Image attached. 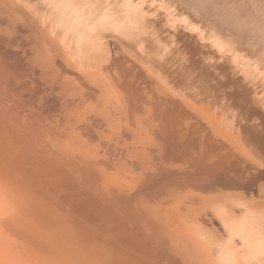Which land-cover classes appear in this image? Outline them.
Here are the masks:
<instances>
[{
  "label": "bare ground",
  "instance_id": "obj_1",
  "mask_svg": "<svg viewBox=\"0 0 264 264\" xmlns=\"http://www.w3.org/2000/svg\"><path fill=\"white\" fill-rule=\"evenodd\" d=\"M219 1L228 4L231 9H238L243 4L254 6L252 0L244 1L246 3H241L242 5H239L240 0H0V23L9 24L13 31L18 30V26L19 30H26L30 40H27V36L22 37L23 43L26 39L34 45L33 53L38 60L45 61L47 66L51 64L53 68L56 67L55 71L57 69L62 75L69 71L72 77L71 80H65V83L69 84L66 88L59 87L60 83H64L48 71L55 82L47 81L50 83L49 92L47 83L48 86L43 87L44 92L41 91L47 98V93L53 96L58 91L54 89L62 88V92L58 93V98L61 99L62 96L61 101L56 98L58 94L54 97L60 101V106H55L58 101L53 100L55 103H51L42 97L43 101L51 104L46 106L45 113H39L40 108L37 109L38 113L32 115L33 122L27 126V130L23 127L24 131L19 132L16 127L17 132L0 122V166L7 169L3 179L8 190L7 195L10 197L8 199L4 195L0 184V264H21L22 260L25 261L21 252H25L23 250L26 248L19 250L13 245V240L20 233L25 234L22 228L26 225L21 222L24 219L17 216L7 217L18 197H22V206L30 217L25 220L32 217L37 221L35 225L31 219V224L33 222V225L39 226L37 222L40 220L48 227L43 226L48 231L40 237L41 244L46 248L45 254L38 259L36 256L33 263L27 261L29 264H93L89 262L95 260L91 256L95 258L94 252H99L104 243L107 244V249L103 247L100 251L101 263L104 256L108 264H168L166 256L170 254L165 256V253L162 254L159 250L157 253L152 251L155 254H152V258H136L140 241L143 239L138 237V230L132 229L138 226L140 218L144 220L143 215L148 212L150 214V209L142 205L140 199L143 200L153 192L158 193L160 189L162 192L165 189L166 194L168 186L180 185L177 182L184 177H187L189 182L199 181V186L204 183L205 186L202 187L216 188L215 190L219 187H231V190H234L233 186L248 183L246 179L249 178V173H259L260 177L264 174V35L255 33L250 21L242 15L237 18L225 16V19L223 16L221 19L219 8L222 5ZM258 1L260 6L261 1ZM201 7L216 12L214 17L219 21L214 17L210 18L213 14H206L207 9L203 8V12ZM225 24L228 25L227 28ZM21 33L23 34V30ZM26 33L24 31V35ZM9 37L12 36L7 38ZM17 41L22 43L18 39ZM28 44L27 46H30ZM30 61L33 63V58ZM34 64H37L36 61ZM26 65L28 66L27 63ZM38 66L40 67V64ZM48 76L45 79H50ZM56 79L60 82H57L58 85ZM54 83L56 88L51 87ZM33 89L35 90V87ZM52 89L55 94H51L54 93ZM76 94L85 96V100L92 97L93 101L88 103L94 106L88 113L93 114L85 113L87 100H82V97H79V100ZM39 104L41 102L37 105ZM29 108V114L31 110L37 112L34 108ZM57 112L59 117L62 116V121ZM149 114L152 117L148 118ZM122 117L125 120L124 125ZM92 118L98 124L91 122ZM24 120L28 122L25 118ZM25 123H22V126ZM138 123H144L143 126L146 124L141 130L147 128V123H150V129L148 130V127L144 130L147 134L150 132L152 141H163L164 146L166 145V152L163 153L167 157L178 161L184 156L186 162L190 160V167L179 173L177 168L176 172H170V168L165 166L166 169L162 168L156 176H153L149 169L151 172L144 173H151L154 178L144 181L143 176L144 183H137L141 181L143 171L136 172V169L132 176L136 174L137 177L132 179V176L130 179L126 178V174H119V177L114 175L116 172L112 174V168H117L118 164L119 167L128 169V172L133 169L127 168V162L120 163L123 159L120 154L124 149H121L122 152L119 149V153L115 148L119 147V142H122L121 145L125 148L128 142L133 146V138L143 134L141 130L139 135L134 131L135 124ZM137 137L135 140L142 139ZM111 138L118 140V143L114 144L115 148L111 145L113 150L105 145L104 148L99 140L88 148L89 139L95 142L96 139L109 141ZM151 144L153 145V142ZM151 144L147 147L151 148ZM143 146L142 144L141 147ZM144 147L146 151L147 147ZM135 150L136 148L126 152L125 158L128 161L131 162L142 149ZM194 151H199L200 155H196ZM156 152L157 155L160 153ZM94 153L96 156L100 154V160H97ZM186 156L190 158L187 159ZM125 158L123 161H126ZM182 168L178 170L182 171ZM135 178H140V181ZM178 187L173 188L180 190ZM183 187L180 185L181 190ZM208 191L206 193L209 194ZM213 192L215 193H211ZM168 193L167 195L172 192ZM192 195L198 200L199 196L197 198L194 193ZM192 195L187 194L189 197ZM221 197L213 198L206 204L210 215L207 214L210 212H205L209 216L208 219L212 215L211 218L220 228L222 235L210 231L211 225L209 230L205 224L202 225L198 221L195 208L187 209L188 214L179 218L180 224L175 223L180 225L177 227V234H180H175L180 235L179 238L184 242L183 246L179 247L183 249L179 251L186 253V260L192 262V259H195L193 261L198 260L201 264H264V199ZM195 203L191 205L194 206ZM153 204L157 206L154 202ZM154 208L156 210V207ZM159 209L157 208L159 212L165 211L164 208ZM174 212L180 211L175 209ZM157 220L160 221L157 225L154 223L155 225L148 227L154 234L159 232L161 227L165 232L164 224H160L161 219H156V222ZM27 223L25 221L24 224ZM167 226L168 223L165 227ZM35 230L37 229L33 231ZM9 231H12L15 237L10 235ZM181 241L179 239V242ZM165 246L169 247L168 244ZM31 251L27 258L34 259L32 257L36 252L32 249Z\"/></svg>",
  "mask_w": 264,
  "mask_h": 264
},
{
  "label": "rangeland",
  "instance_id": "obj_2",
  "mask_svg": "<svg viewBox=\"0 0 264 264\" xmlns=\"http://www.w3.org/2000/svg\"><path fill=\"white\" fill-rule=\"evenodd\" d=\"M235 1V0H234ZM239 1V0H238ZM244 1H246V0H242V2H241V0H240V2H239V5L241 4V3H246V2H248V1H246V2H244ZM261 1V3H260V6H259V1L258 0H252V2H253V5L254 6H248V4H241L242 6H239L240 8H238V9H231L230 7H229V5L228 4H222V3H224V2H220V5H222L221 6V8H219V10H221V13H222V16L221 15H219L220 16V18L222 19V17L224 16V19H225V16L226 17H228V16H234V17H239L240 15H242V17H245L246 19H248L249 21H250V25L251 26H253L254 27V30H255V33H262L263 35H264V0H260ZM258 5H257V4ZM236 4V3H235ZM237 5V4H236ZM255 6H256V8H255ZM259 6V7H258ZM202 8V11L203 12H205V10L207 9L206 7V9L204 8V7H201ZM205 10H204V9ZM210 8H212V7H210ZM245 8V9H244ZM251 8H255V10H253V9H251ZM260 8H262V9H260ZM209 9V8H208ZM208 9L206 10V14H213L212 15V17H210V18H213L217 13L216 12H212V9L210 10L209 9V11H211V12H209L208 11ZM224 9H225V11H224ZM228 9V10H227ZM215 10V9H214ZM233 10H234V12H233ZM241 10V11H240ZM253 10V11H252ZM258 10H260L259 12H258ZM216 11V10H215ZM246 11V12H245ZM202 12V13H203ZM243 12V13H242ZM205 13H203L204 15H206ZM224 14V15H223ZM208 17H209V15H207ZM218 16V17H219ZM217 17V16H216ZM250 17V18H249ZM214 19L216 20H218L219 21V19L218 18H215L214 17ZM223 19V20H224ZM227 19V18H226ZM256 21V22H255ZM223 22V21H222ZM255 22V23H254ZM2 23V22H1ZM0 23V24H1ZM225 23H227V21L225 20ZM229 23V22H228ZM258 23V24H257ZM2 24L4 25V26H2ZM1 24V26H0V122L1 123H4V124H6L8 127L10 126V128L11 129H13L14 131H17L18 129H19V132H21V131H24V128H25V130H27V126L30 124V123H32L33 122V119H32V117L36 114V113H38V108H40L39 109V113L42 111V113H45V111L47 110L46 108L47 107H49V105L51 104V103H55L54 101H58L60 98H58V97H60V93H59V91L60 92H62V88H59V87H65V86H67V84L68 83H65V80L67 81V80H71L72 79V77H70L71 76V73L69 72V71H67L66 72V75L65 74H61L57 69H56V71H55V68L56 67H54L53 68V66L51 65H46V63H44L45 61H43L42 62V60H38V58L35 56V54L33 53V48H34V45L32 46L31 45V43H30V41L28 42L27 40L29 39L30 40V37L28 38V35H27V33H26V30H24L23 28H20V30L22 29L23 30V34L21 33L22 32V30L20 31L19 30V28L18 27H20V26H18V27H16L18 30H16L15 28H13L14 30H16V31H13L12 30V26H10L9 24H4V23H2ZM5 25H8V26H5ZM226 25V24H225ZM260 25V26H259ZM10 27V28H9ZM15 27V26H14ZM226 28L228 27V25H226L225 26ZM261 27V28H260ZM258 29V30H257ZM11 30L15 33H13V32H11ZM244 30H246V28H244ZM9 31V32H8ZM18 31V32H17ZM24 31H25V35H24ZM5 32V35L3 36V33ZM9 35H8V34ZM12 33V34H11ZM17 33H19V34H17ZM6 35H7V37L8 36H12L13 38H14V36H15V38H17L19 41L20 40H22V37H26L27 38V40L25 39L24 40V43H29L30 44V46H27V44H24L23 43V40L22 41H20V42H22V43H19L18 41H17V39H13L12 37L10 38H7L6 37ZM14 35V36H13ZM20 38H19V37ZM4 37H6V38H4ZM23 38V39H24ZM3 39H5V41H7V39H8V41L7 42H4V40ZM10 39H12V40H10ZM16 40V41H15ZM10 41V42H9ZM12 41L14 42V43H12ZM26 41V42H25ZM2 42V43H1ZM16 43V44H15ZM10 44H12V45H10ZM13 44H15V45H13ZM18 44V45H17ZM20 44H21V46H20ZM28 44V45H29ZM25 45V46H24ZM12 46V47H11ZM13 46H14V48H13ZM19 46L21 47V48H19ZM23 46V47H22ZM8 47H10V49L8 48ZM29 48V49H28ZM31 49V50H30ZM16 50V51H15ZM29 50V51H28ZM22 51V52H21ZM23 52H24V54H23ZM29 52V53H28ZM32 53V54H31ZM31 54V56L33 55V63H32V61H30V60H32V58H31V56H29ZM29 61V62H28ZM36 61V63L37 64H34V62ZM26 63L28 64V66L26 65ZM29 63L30 64H32V65H29ZM42 63H44V64H42ZM33 64H34V66H33ZM40 64V67L38 66ZM37 65V66H36ZM55 65V64H54ZM33 66V67H32ZM42 66V67H41ZM45 66V67H44ZM26 67H27V69H26ZM35 67H36V69H35ZM52 68V69H49V68ZM41 68V69H40ZM44 68H46L47 69V71H46V69H44ZM32 69V70H31ZM24 70H26V71H24ZM39 70V71H38ZM45 70V71H44ZM51 70H53V72L51 71ZM27 71H28V73H29V75H28V73H27ZM30 71V72H29ZM35 72V74H34V72ZM48 71H49V73L50 74H55L54 76H56V77H58L57 79L58 80H60V82H63L64 84H62V83H60L57 79V81H56V85H58L59 83V87L58 88H56L57 86L55 85V83H54V85L53 86H51L52 88L54 87V88H56V89H54V90H57L58 89V91H56V92H54V90L52 89L51 91L52 92H54V93H51V91H50V93L51 94H55V95H50V94H46L47 95V98H46V96H45V93H43L44 92V88L43 87H47L48 85H49V87H47L48 89H47V91L49 92V88H50V81H53V82H55V80H52V75L50 76V74L48 73ZM33 72V73H32ZM40 72L42 73V74H40ZM47 73V75H49L48 77H50V79H45V78H47L46 76V74L45 73ZM26 73H27V75H26ZM40 74V75H38V74ZM58 73H60V74H58ZM33 74V75H32ZM37 74V75H36ZM69 76H68V75ZM24 75V76H23ZM42 75H44V76H42ZM35 76V77H34ZM38 76V77H37ZM62 76V77H61ZM65 76L67 77V78H65ZM29 77V78H28ZM32 77V78H31ZM34 77V78H33ZM55 77V78H56ZM54 78V77H53ZM61 78V79H60ZM40 79H41V81H40ZM46 81H45V80ZM64 79V80H63ZM34 81V82H33ZM44 81V82H43ZM47 81H49V82H47ZM29 82V83H28ZM36 82V83H35ZM52 82V83H53ZM57 82H59V83H57ZM34 83V84H33ZM38 83V84H37ZM42 83V84H41ZM48 85H47V84ZM41 84V85H40ZM62 84V85H61ZM33 85V86H32ZM39 85V86H38ZM44 85V86H43ZM52 85V84H51ZM61 85V86H60ZM69 85V84H68ZM31 86V87H30ZM37 86H38V88H37ZM76 86V85H75ZM74 86V87H75ZM33 87H35V90L33 89ZM42 87V88H41ZM27 88V89H26ZM30 89V91H29V89ZM66 88V87H65ZM68 88V87H67ZM71 89V88H70ZM39 90V91H38ZM43 92H42V91ZM45 92H46V90H45ZM33 95H32V94ZM36 93V94H35ZM59 93V94H58ZM37 94H38V97L40 98H38L37 99ZM58 94V96H56ZM41 95V96H40ZM42 95H44V96H42ZM49 95H50V98H49ZM32 96H35V97H32ZM52 96V97H51ZM56 96V98L58 99H54V97ZM75 96H77L78 97V99H79V97H82V95L80 94V96H79V94H76ZM74 96V97H75ZM42 97H45V101H48V102H50L51 101V103L48 105L45 101H43L44 100V98H42ZM77 97H75L76 98V100H77ZM85 96H83L81 99L82 100H85V98H84ZM87 97H88V95H87ZM86 97V98H87ZM90 97V96H89ZM49 98V99H48ZM52 98V99H51ZM92 98V97H91ZM91 98L89 99H86L87 100V102H86V104L90 107H88L87 105L85 106L86 108H85V113H87V114H89V115H91V114H93V113H88V112H90L91 111V108H93V104H91V103H88V102H90V101H93V100H91ZM47 99V100H46ZM61 99H62V96H61ZM61 99H60V101H61ZM81 99H79V100H81ZM37 100L39 101L38 103H40L41 102V104H39V105H37L38 103H37ZM54 100V101H53ZM85 100V101H86ZM60 101H58L57 103H59V104H57V103H55L56 105V107L57 108H59V106H60ZM78 102H81V101H78ZM25 104V105H24ZM46 104V105H45ZM48 105V106H47ZM47 106V107H46ZM29 107H31L32 109L34 108L37 112H33V110H31L32 112H31V114H29L30 112V108ZM42 107V108H41ZM88 107V108H87ZM28 108H29V110H28ZM57 108H56V110H57ZM87 109V110H86ZM90 109V111H88ZM28 110V111H27ZM7 111V112H6ZM10 111H12L11 113H10ZM27 111V112H26ZM4 112H6V114H7V116L8 117H6V114H4ZM9 112V113H8ZM15 112H16V114L18 115H15ZM18 112V113H17ZM22 112V113H21ZM24 112H26V114L24 113ZM29 112V113H28ZM14 113V114H13ZM24 113V114H23ZM27 113H28V115H27ZM33 113V114H32ZM11 114V116H9ZM57 115H58V117H59V114H58V112L56 113ZM13 115V116H12ZM20 115V116H19ZM33 115V116H32ZM88 116V115H87ZM144 116H146V115H144ZM13 118V119H11V118ZM15 117V118H14ZM17 117V118H16ZM60 117H62V116H60ZM59 117V118H60ZM150 117H152L151 116V114H149L148 115V118H150ZM24 118L28 121V122H26L25 120H24ZM28 118V119H27ZM31 118V119H30ZM95 118V117H94ZM94 118H92L91 119V122H95L96 124H98V122H96L98 119L97 118H95L96 119V121H95V119ZM122 120V123H123V125H124V122H125V120H124V118L122 117L121 118ZM22 120H24V122H22ZM60 120L62 121V118H60ZM89 120H90V118H89ZM124 121V122H123ZM28 123V124H26V123ZM131 122V121H130ZM133 122V121H132ZM141 122H147L146 120H141ZM149 122V121H148ZM151 122V121H150ZM22 123L24 124L25 123V125H23L22 126ZM121 123V124H122ZM152 123V122H151ZM141 124H142V126H141ZM143 124L144 123H138V124H135V129H134V131L136 132L137 131V134L136 135H139L140 134V132L141 133H143L140 137L138 136H136L135 134V136L138 138V139H140V138H142V139H140L138 142L135 140V138L136 137H134L133 139L134 140H132V138L130 139V140H132L131 142L132 143H134L133 144V146L131 145V143H129L128 141V143H127V147L125 148L123 145H121L122 144V142H117L118 140H116L115 138H111V140H109V141H107L106 139H96L97 141H93V142H91V140L92 139H89L88 140V142H89V145H88V148L89 147H91L92 145L91 144H97L99 141L101 142V144H102V146L104 147V145L106 146V147H108L109 146V148H110V150L112 149L113 150V148H115L116 147V145H114L115 143H118V144H120V145H118L119 147H116L115 149H117V151H119V153H120V150L121 149H124L123 150V152L127 149V151H125L124 153L122 152V150H121V152L123 153V155H122V153L120 154L121 155V157L124 159L125 158V156H126V152H129V151H131V149H133L134 150V148H136V150L135 151H140L141 149V151H140V153H139V155H135V158L134 159H132L131 160V162L130 161H128V159L127 158H125V160L126 161H123V159L120 161V163H123V162H127V164H126V166H127V168L128 167H130V168H132L133 167V169L130 171L129 170V172L128 171H126V170H128V169H123V167L121 168V166L119 167V164L117 165L118 167L116 168V167H113L112 168V171H111V169H110V171H111V173L113 174V172H116V173H118V174H114V175H119L120 174V176H123V175H125L126 174V178H129V177H131L132 176V172L135 170L136 172H140V171H143V173L142 172H140V173H142L141 175H142V177L140 176V178H141V181H143V176H144V178H145V180L144 181H148V180H150V178L151 179H153L154 177H152V175L153 176H156L157 174H159L163 169L162 168H164V169H166L165 168V166L167 167V169H169L170 168V172L171 171H175V168H177L176 170L179 172V173H182V172H184V171H186V169L188 168V167H190V160H188V162H186L187 160L184 158V156L182 157V158H184V159H182V158H180V159H178V161L177 160H174V159H172V158H170L169 156L167 157L164 153L166 152V145L164 146V143H163V141H161V140H156V141H152V139L153 138H151V137H149V134H150V132L147 134V131L146 130H144V129H147L148 127V130L150 129V123H149V125H148V123H147V128L145 127L144 129H142L141 130V128L142 127H144V126H146V124L143 126ZM134 125V124H133ZM13 126V127H12ZM20 126V127H19ZM26 126V127H25ZM18 129H17V128ZM22 127V129L20 130V128ZM24 127V128H23ZM16 128V129H15ZM141 130V131H140ZM144 130V131H143ZM140 131V132H139ZM146 131V133L144 134V132ZM18 132V131H17ZM134 132V133H135ZM144 135H146V136H144ZM148 135V136H147ZM150 136H151V134H150ZM145 137V138H144ZM97 138V137H96ZM144 138V139H143ZM149 138H150V140H149ZM114 141H113V140ZM99 140V141H98ZM129 140V141H130ZM144 142H143V141ZM111 141H112V143H111ZM119 141H121V140H119ZM160 141V142H159ZM136 142V143H135ZM141 142H143V143H141ZM149 142H153V145L151 144V143H149ZM156 142H157V144H156ZM110 143V144H109ZM138 143V144H137ZM155 143V144H154ZM141 144V145H140ZM142 144L144 145V146H146L147 147V145H149L150 146V144H151V148L148 146L147 148L149 149H147L146 148V151H145V147L143 146V148L141 147L142 146ZM161 144V145H160ZM111 145H113V148H112V146ZM131 147H130V146ZM138 145V146H137ZM140 145V146H139ZM153 146V147H152ZM156 147V148H155ZM105 148V147H104ZM130 148V149H129ZM120 149V150H119ZM140 149V150H139ZM155 149V150H154ZM129 150V151H128ZM13 151V150H12ZM12 151H10V152H12ZM148 151V152H147ZM156 151H159L160 153L157 155V152ZM91 152V151H90ZM90 152L88 153L89 155H90ZM95 152V151H94ZM146 152V153H145ZM164 152V153H163ZM195 153H196V155L197 154H199V151L197 152V151H194ZM12 153H14L15 154V151H13ZM11 153V154H12ZM97 153V152H96ZM96 153H94V155L96 156ZM99 153H101V152H99ZM149 153V154H148ZM155 153V154H154ZM93 154H91V156H92ZM98 156L100 155V154H97ZM102 155V154H101ZM146 155H147V157H146ZM154 155H156L155 156V158L158 160V159H160V160H156L155 158H154ZM161 155V156H160ZM200 155V154H199ZM98 156H96V158H97V160H100V158L101 157H98ZM138 158H137V157ZM163 157V158H158V157ZM188 157L189 156H186V158L188 159ZM197 157V156H196ZM99 158V159H98ZM149 158V159H148ZM150 158H151V162H150ZM154 158V159H153ZM170 158V159H169ZM190 158V157H189ZM169 159V160H168ZM183 161H182V160ZM96 160V161H97ZM137 160H139V161H137ZM147 160H149V162L147 161ZM164 160H166V161H164ZM182 161V162H180V161ZM132 161H134L133 163H132ZM161 161H163V162H161ZM168 161H169V163H168ZM184 161H185V163H184ZM128 162H130V163H128ZM174 162H176V163H174ZM178 162V163H177ZM147 163V164H146ZM149 163V164H148ZM154 163V164H153ZM158 163H159V165H158ZM160 163H162V166H164V167H160ZM181 163V164H180ZM188 163V164H187ZM146 164V165H145ZM172 164V165H171ZM175 164V165H174ZM177 165V166H176ZM158 168H157V167ZM184 166H186V168L184 167ZM157 169H155V168ZM182 167H184V168H182ZM115 168H116V170H115ZM119 168V169H118ZM125 168V167H124ZM129 168V169H130ZM146 168H147V170H146ZM178 168H180V170H181V168H182V171H179L178 170ZM5 167H2V166H0V184H1V187H2V189H3V191H4V195L8 198V199H10V197L7 195V187L5 186V182H4V179L3 178H5V172H7V171H5ZM149 169H151V171H152V175H151V173L150 174H146V173H144V171L145 172H147V173H149V172H151ZM160 169V170H159ZM172 169V170H171ZM185 169V170H184ZM7 170V169H6ZM8 170H10V169H8ZM159 170V171H158ZM184 170V171H183ZM121 171V172H120ZM123 171L124 172H126V173H123ZM134 171V172H135ZM168 171V170H167ZM133 172V173H134ZM156 172V173H155ZM176 172V171H175ZM9 173V172H8ZM8 173H6V177H7V175H8ZM129 173V174H128ZM12 174V173H11ZM10 174V176H12ZM129 175V176H128ZM136 174H133V176L131 177V179L132 178H134V177H137V175L135 176ZM150 175V176H149ZM254 175H255V177H254ZM261 175V174H260ZM260 175H259V173H249V178L247 177V181H248V183H246V184H241V185H237V186H233L234 188V190H231V187H229L228 189H224V188H222V187H219V188H217V190H215V189H210L209 187V191H208V188H207V186L206 187H202L203 185H204V183H203V185H201L200 184V186H199V181L198 182H196V181H188V179H186L185 177L184 178H182L181 180H180V182H177V183H180V185L183 187L184 186V184H185V186L182 188L183 190H181V188H180V185H175V184H171L170 186H168V190H167V193H168V191H169V189H170V192H172V193H168L169 195H167V193L166 194H164L165 193V189L163 190V192L162 191H160V190H162V189H160L159 191H158V193L156 192V193H152L151 195H148V196H146V197H144L143 198V200H139V202L142 204V205H144V206H146L147 208H149L150 209V214H149V212L148 213H146V215H143L145 218H144V220H142L143 218H140L141 220L140 221H142L141 223H140V221L138 222L139 224H140V226H139V224H138V226H136L137 225V223L135 222L134 223V225L136 226H134L135 228H133L132 230H134V229H136V231L138 230V232L137 233H139L140 235H138V237L140 238V240L141 239H143V240H141L140 241V250H139V253H138V255L136 256V258H138L139 260L140 259H144V258H152V254H154L153 252H159L160 251V253H165V256L166 255H168L167 253H169L170 254V256H166L167 258H168V264H193V262L195 263V264H201V262L200 261H193V260H195V259H192V262L189 260H186L187 258H186V253L184 252L183 253V251H182V253H181V251H179V250H182L181 248H179V247H181L180 245H182L183 246V243L184 242H182L181 240H182V238L180 237L179 238V236H176V234H177V231L179 232V229H177V227H180V225L178 226V225H176L175 223H177L178 224V222H179V224H180V219L179 218H181L183 215H185V214H188V210L190 209V208H195V211H196V216H197V218H198V221L202 224V225H204L208 230L210 229V226L209 225H211V228L213 229H210V231H212V232H217L218 233V235H222V234H220V233H222V232H220L221 230H220V228L218 227V225L216 224V222L213 220V218H211L212 217V215H211V219H212V221L210 220V218L208 219V217L209 216H207L206 215V213L207 212H210V209L209 208H207V207H205V206H207L206 204L207 203H209L213 198H218L219 196H222L223 198H224V196L225 197H228V198H230V199H233V198H235L236 196H237V198L240 196V197H244V198H246V199H259V200H262V199H264L263 197H264V174L260 177ZM4 176V177H3ZM10 176H8V177H10ZM252 176V177H251ZM119 177V176H118ZM138 177H139V175H138ZM259 177V178H258ZM122 178V177H121ZM140 178H138V179H136V181L138 180V181H140ZM252 178H253V180H252ZM130 179V178H129ZM135 179H133L134 181H135ZM184 179H186V180H184ZM256 181H255V180ZM260 179V180H259ZM191 180V179H190ZM137 182V183H144V181L143 182ZM174 181V180H173ZM173 181H171V182H173ZM182 181H184L183 182V184H181L182 183ZM188 183H187V182ZM196 184H198V185H196ZM252 182H253V184H252ZM259 182V183H258ZM195 185H194V184ZM171 186H173V187H177V186H179L178 187V189H180V190H176L175 188H173V187H171ZM199 186V187H198ZM205 186V185H204ZM170 187V188H169ZM191 187V188H190ZM259 187V188H258ZM189 188V189H188ZM200 188H202L203 189V191L200 189ZM204 188H207V189H205L204 190ZM240 188V189H239ZM242 188V189H241ZM253 188H255L254 190H253ZM175 189V190H174ZM185 189V190H184ZM189 190V192H187V190ZM220 189V190H219ZM222 189V190H221ZM237 189V191H235ZM249 189H252V190H249ZM192 190V191H191ZM215 191V193H216V195H214L215 193L213 192V193H211L212 191ZM220 192H219V191ZM227 190H228V193H227ZM231 190V191H230ZM240 190V191H239ZM179 191H180V194H179ZM209 192V194L208 193H206V192ZM218 191V192H217ZM221 191H223L222 193H221ZM233 191V192H232ZM243 191V192H242ZM177 194H176V193ZM185 192H187V194L189 193L190 195H192V193H194L195 194V196H197V198H198V196H199V198H198V200L196 199H194V198H196V197H193L194 195H192V196H187V194H185ZM192 192V193H191ZM249 192H251V193H249ZM181 193H184V194H181ZM198 195H197V194ZM200 193V194H199ZM217 193H221V194H217ZM237 193V194H236ZM244 193V194H243ZM158 194H160L159 195V197H158ZM162 194H163V196H162ZM250 194V195H249ZM155 195V196H154ZM172 195H173V198H172ZM204 195V196H203ZM215 197H214V196ZM150 196H152V197H150ZM167 196V197H166ZM186 196V197H185ZM202 196V197H201ZM206 196V197H205ZM255 196V197H254ZM15 197V196H14ZM164 197V199H162ZM188 197V198H187ZM192 197V198H191ZM201 197V198H200ZM204 197V198H203ZM212 197V198H211ZM221 197V198H222ZM239 197V198H240ZM147 198V199H146ZM152 198V199H151ZM154 198V199H153ZM170 198V199H169ZM150 199V200H149ZM159 199L161 200L162 199V201H159ZM171 200V201H169V200ZM183 199V200H182ZM189 199V200H188ZM193 199H194V201H193ZM153 200V201H152ZM156 200V201H155ZM169 202H168V201ZM187 200H188V202H187ZM163 201H165V202H163ZM191 201V202H190ZM193 201V202H192ZM215 201V200H214ZM153 202L155 203V205H157V206H154V204H153ZM162 204H161V203ZM194 202H196L195 203V205L193 206V205H191V203L193 204ZM14 207H11L12 208V210H11V208H10V212L9 213H7V217H9V216H12V217H15V218H17V217H23V219H24V221L23 220H21L20 218V220H21V222H24L25 223V221H26V223L27 222H29V223H27V224H24V223H22L23 225H26L25 226V228L23 227L22 228V230H24V232L23 233H25L24 235H22L21 233L19 234V236H17L16 238H15V240H13V245L15 246V247H18L19 248V250L20 249H25L26 248V250H23V251H25V252H21V254H23V257L25 258L24 260L25 261H21V264H22V262H23V264H26L27 263V261H31L32 263L34 262V260H36V259H38V257L40 256V257H43V255L45 254V250L44 249H46L45 247H44V245L43 244H41L42 243V241L40 240V237L41 236H44V233H46L47 231H48V229L46 230L43 226H46V228H48L47 227V225H43L42 224V222H40V220L37 222V225H38V223H39V226H35L36 225V221H37V219L34 221V219L31 217V219H33V221H34V224L35 225H33V222H32V224H31V219H29V220H25V219H27V217H29L28 215H27V213H26V210H25V208H24V206H22L23 205V203H22V197H18V198H16L15 200H14ZM159 203V204H158ZM169 203V204H168ZM171 203V204H170ZM183 203V204H182ZM168 204V205H167ZM187 204V205H186ZM13 205V204H12ZM153 205V206H152ZM159 205V206H158ZM162 205V206H161ZM197 205V206H196ZM185 206V207H184ZM199 206V207H198ZM202 206V207H201ZM154 207H156V210H155V208ZM168 207V208H167ZM170 207V208H169ZM183 207V208H182ZM157 208H160L161 210H162V208H164L165 209V211L164 212H162V211H158L157 210ZM200 208V209H199ZM15 209V210H14ZM17 209V210H16ZM159 209V210H160ZM175 209H176V211H178V209H179V213L178 212H174L175 211ZM188 209V210H187ZM208 209V210H207ZM170 210V211H169ZM171 210H173L172 212H171ZM199 210V211H198ZM205 210L207 211V212H205ZM11 211H12V213H11ZM17 211L19 212L18 214H17ZM156 211V212H155ZM158 211V212H157ZM167 211V212H166ZM183 211V212H182ZM22 212V214H20ZM202 212H204V213H202ZM164 213V214H163ZM175 213V214H174ZM176 213H178V214H176ZM14 216H13V215ZM17 214V215H16ZM21 216H20V215ZM166 214V215H165ZM203 214V215H202ZM208 215H210L211 214V212L210 213H207ZM19 215V216H18ZM31 215V214H30ZM161 215V216H160ZM167 215H169V217L167 216ZM171 215V216H170ZM174 215V216H173ZM17 216V217H16ZM165 216V217H164ZM206 216V217H205ZM146 217H147V219H149V220H147L146 219ZM159 217H161V218H159ZM205 217V218H204ZM30 218V217H29ZM174 218V219H173ZM156 219H161V221L163 222H161L160 224H164V227L163 228H165L164 230H165V232L162 230V227L161 226H163V225H161V226H159V227H161L160 228V231L159 232H157V233H155L154 234V232L153 231H151V229L148 227V225H155L156 223H159L158 222V220H157V222H156ZM166 219L168 222H165L164 220ZM178 219V220H177ZM206 219V220H205ZM17 220V219H16ZM127 220H129V219H127ZM146 220H147V222H146ZM153 220V221H152ZM173 220V221H172ZM175 220H177V222L175 221ZM210 220V221H209ZM131 221H132V224H133V219H131ZM131 221H129V222H131ZM175 221V222H174ZM129 222H126V223H129ZM144 222V223H143ZM173 222H174V227H173ZM205 222V223H204ZM155 223V224H154ZM168 223V226L167 227H165L166 226V224ZM170 223H171V225H170ZM206 223H208V224H206ZM210 223V224H209ZM131 224V223H130ZM129 224V225H130ZM142 224V225H141ZM160 224H158V225H160ZM212 224H213V226H212ZM29 225H33L32 227H33V229H32V227L31 226H29ZM128 225V224H127ZM157 225V224H156ZM217 225V226H216ZM132 226V227H133ZM142 226H143V229H142ZM145 226H147V228L145 227ZM171 226V227H170ZM214 226H216V227H214ZM31 228V230H32V232H31V230H30V228ZM38 227V228H37ZM129 227H131V226H129ZM139 227H141L140 229H139ZM218 227V228H217ZM172 228H174L175 229V231H173L172 230ZM34 229H37V230H35V231H33ZM46 231H45V230ZM147 229V230H146ZM149 229H150V231H149ZM44 231V232H43ZM136 231H134V232H136ZM140 231V232H139ZM142 231V232H141ZM31 232V233H30ZM36 233V234H32V233ZM43 232V233H42ZM150 234H149V233ZM154 235H153V234ZM176 233V234H175ZM217 233H215V234H217ZM9 234L10 235H12L13 237H15L13 234V232L11 231H9ZM166 234H169V236L168 235H166ZM175 234V235H174ZM178 234H180V233H178ZM177 234V235H178ZM143 235H145V236H143ZM166 235V236H165ZM12 236L10 237V238H12ZM150 236H152V237H150ZM154 236V237H153ZM175 236V237H174ZM19 237V238H18ZM167 237H169V238H167ZM176 237H178L177 239H176ZM42 238V237H41ZM152 238H154V239H152ZM156 238V239H155ZM13 239V238H12ZM19 239V240H18ZM20 239H21V242L23 243H21L20 242ZM170 239V240H169ZM179 239H180V241L181 242H179ZM18 240V241H17ZM147 240V241H146ZM173 242H172V241ZM156 241V242H155ZM175 241V242H174ZM18 244V242H19V244H18V246H17V244ZM147 242V243H146ZM148 242H149V244H148ZM102 244V243H101ZM100 244V245H101ZM105 244V245H104ZM104 244H102V245H104L103 247H105L107 244L106 243H104ZM147 244V245H146ZM163 244H168L169 245V247L167 248V246H163ZM109 246V245H108ZM148 246V247H147ZM176 246H177V248H176ZM20 247H22V248H20ZM103 247L101 246V249L103 250ZM107 247V246H106ZM105 247V248H106ZM163 247V248H162ZM34 251V252H36V254H35V256L34 257H32V258H34V259H31V257H29V258H27L28 257V254L30 253L29 251H31V249ZM179 248V249H178ZM99 249H100V246H99ZM101 249L99 250V252L101 251ZM107 249V248H106ZM155 249V250H154ZM170 249H172V250H170ZM29 250V251H28ZM159 250V251H158ZM174 250V251H173ZM98 251V250H97ZM150 251H151V253H150ZM153 251V252H152ZM32 252V251H31ZM94 252V255H95V258L93 257V255L91 256V258L92 259H95V260H90L89 262L91 263V262H93V264L95 263V262H97V263H95V264H98L99 262V260L101 259V255H102V253L100 252ZM103 252V251H102ZM178 252H180V253H178ZM44 253V254H43ZM105 253V252H104ZM171 254H173V256L171 255ZM175 254H177V255H175ZM182 256H181V255ZM100 255V256H99ZM104 255V254H103ZM141 255V256H140ZM155 255V254H154ZM37 256V257H36ZM99 258V260H97L96 258L97 257ZM174 256H176L175 258H174ZM179 256V257H178ZM35 257H36V259H35ZM181 257H182V259H181ZM173 258V259H172ZM26 259H28V260H26ZM102 259L104 260L103 261V263L104 264H108L107 262H106V260L104 259V256H102ZM175 259V260H174ZM184 259V260H183ZM188 259H189V257H188ZM191 259V258H190ZM172 260V261H171ZM174 260V261H173ZM178 260H181V261H178ZM186 260V261H185ZM178 261V262H177ZM29 262L27 263V264H29ZM106 262V263H105ZM151 262V261H150ZM182 262V263H181ZM103 263H101V260H100V263L99 264H103ZM31 264V263H30ZM34 264H36V263H34Z\"/></svg>",
  "mask_w": 264,
  "mask_h": 264
}]
</instances>
